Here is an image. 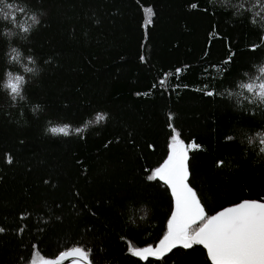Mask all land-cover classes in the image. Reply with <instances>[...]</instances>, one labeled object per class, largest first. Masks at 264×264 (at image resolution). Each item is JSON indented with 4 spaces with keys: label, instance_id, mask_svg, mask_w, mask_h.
Segmentation results:
<instances>
[{
    "label": "trees",
    "instance_id": "1",
    "mask_svg": "<svg viewBox=\"0 0 264 264\" xmlns=\"http://www.w3.org/2000/svg\"><path fill=\"white\" fill-rule=\"evenodd\" d=\"M5 2L0 83L23 84L0 89V264L74 248L90 264H211L202 245L130 248L167 234L170 189L149 176L174 135L194 144L188 183L207 215L264 200V0Z\"/></svg>",
    "mask_w": 264,
    "mask_h": 264
},
{
    "label": "snow or ice",
    "instance_id": "2",
    "mask_svg": "<svg viewBox=\"0 0 264 264\" xmlns=\"http://www.w3.org/2000/svg\"><path fill=\"white\" fill-rule=\"evenodd\" d=\"M252 50H255V46ZM22 84V78L16 77L13 81L10 77L8 87L12 93L19 95ZM261 88V95L264 96V85ZM206 94L213 95L212 92ZM105 119L106 114L97 113L94 122L100 123ZM92 122H86L84 128ZM51 132L67 135L68 127H53ZM189 150L178 135H174L167 159L149 176L150 180L158 178L163 181L171 190L174 210L167 222V234L159 245L155 249L150 246L138 250L130 248L131 255L141 259L149 256L162 258L177 246L187 249L202 245L211 264H264V200L242 201L214 215H207L197 193L187 182ZM8 162L11 163V160ZM222 163L217 162L218 166ZM0 231L3 229L0 228ZM67 257H75L73 264H90L88 254L81 248L62 253L54 261L41 260V264H63Z\"/></svg>",
    "mask_w": 264,
    "mask_h": 264
},
{
    "label": "clouds",
    "instance_id": "3",
    "mask_svg": "<svg viewBox=\"0 0 264 264\" xmlns=\"http://www.w3.org/2000/svg\"><path fill=\"white\" fill-rule=\"evenodd\" d=\"M12 11L13 10L5 2V0H0V19L10 18L11 15H12ZM31 19H32L33 23H37L38 22L37 17H36V15L34 13L31 16ZM261 66L264 67V65H261ZM10 77H11V79L13 81L15 80V76L14 75H9V74L6 73L5 81L3 83H0V89L7 91L9 93V95H13L14 93H12L11 89L8 87V82H9ZM260 104H261V106H264V101H261ZM246 143H247V145L250 148L253 147L254 145H258L259 144L258 139H255V134H253V138H249L246 141ZM262 147H264V146H262ZM259 154L261 156H264V150H261L259 152Z\"/></svg>",
    "mask_w": 264,
    "mask_h": 264
},
{
    "label": "rangeland",
    "instance_id": "4",
    "mask_svg": "<svg viewBox=\"0 0 264 264\" xmlns=\"http://www.w3.org/2000/svg\"><path fill=\"white\" fill-rule=\"evenodd\" d=\"M180 140V139H179ZM181 141V140H180ZM181 143L185 146V147H188L189 149H191V148H193L194 147V144L193 143H190V144H185L184 142H182L181 141ZM171 144H172V142L169 144V151H168V155H169V153H170V146H171ZM168 155H167V157H168ZM167 157H166V159H167ZM165 159V160H166ZM164 163V162H163ZM162 163V164H163ZM161 164V165H162ZM160 165V166H161ZM160 166H158L157 168H159ZM157 168H155L153 171H152V173L157 169ZM151 173V174H152ZM158 179V178H157ZM159 245V243L156 245V246H150V247H153L154 249L157 247ZM145 247H149V246H145ZM145 247H131V249L132 250H138V249H143V248H145ZM66 252H68V251H66ZM66 252H63V253H66ZM62 254V253H61ZM60 254V255H61ZM59 255V256H60ZM59 256H57V257H54V258H38V259H36V260H34V261H32V262H30L29 264H34V262H35V264H41V260H44V261H54V260H56ZM149 257H152V256H149ZM69 264H73V262H71V263H69Z\"/></svg>",
    "mask_w": 264,
    "mask_h": 264
},
{
    "label": "water",
    "instance_id": "5",
    "mask_svg": "<svg viewBox=\"0 0 264 264\" xmlns=\"http://www.w3.org/2000/svg\"><path fill=\"white\" fill-rule=\"evenodd\" d=\"M188 182V181H187ZM189 184V183H188ZM190 186V185H189ZM191 187V186H190ZM192 188V187H191ZM170 193H171V190H170ZM171 197H172V195H171ZM172 200H173V210H174V198L172 197ZM243 201H256V200H243ZM242 202V201H241ZM240 203V202H239ZM236 205V204H235ZM231 206H234V205H231ZM229 207V206H228ZM225 208H227V207H225ZM225 208H223V209H225ZM223 209H221V210H223ZM221 210H219V211H221ZM219 211H217V212H219ZM216 212V213H217ZM216 213H214V214H216ZM213 214V215H214ZM179 247H182V246H177L176 248H179ZM176 248H174V249H176ZM174 249H172V250H174ZM171 250V251H172ZM171 251H169V252H171ZM169 252H167L166 254H168ZM165 254V255H166ZM74 259H75V257H67V258H65L64 259V261H63V264H69V263H71V262H73L74 261Z\"/></svg>",
    "mask_w": 264,
    "mask_h": 264
}]
</instances>
